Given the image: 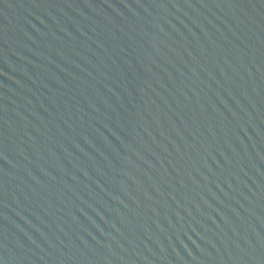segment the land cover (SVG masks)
Instances as JSON below:
<instances>
[{"label":"water","instance_id":"1","mask_svg":"<svg viewBox=\"0 0 264 264\" xmlns=\"http://www.w3.org/2000/svg\"><path fill=\"white\" fill-rule=\"evenodd\" d=\"M0 264H264V0H0Z\"/></svg>","mask_w":264,"mask_h":264}]
</instances>
